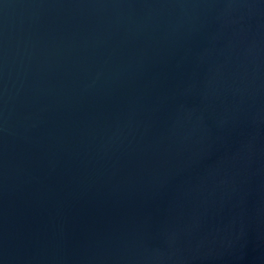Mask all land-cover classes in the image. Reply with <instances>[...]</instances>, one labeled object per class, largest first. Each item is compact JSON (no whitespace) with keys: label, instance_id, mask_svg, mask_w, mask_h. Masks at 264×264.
Listing matches in <instances>:
<instances>
[{"label":"water","instance_id":"water-1","mask_svg":"<svg viewBox=\"0 0 264 264\" xmlns=\"http://www.w3.org/2000/svg\"><path fill=\"white\" fill-rule=\"evenodd\" d=\"M0 264H264V0H0Z\"/></svg>","mask_w":264,"mask_h":264}]
</instances>
